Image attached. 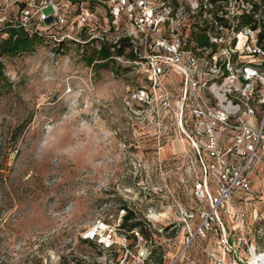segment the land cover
I'll return each instance as SVG.
<instances>
[{
  "label": "rangeland",
  "instance_id": "374dc122",
  "mask_svg": "<svg viewBox=\"0 0 264 264\" xmlns=\"http://www.w3.org/2000/svg\"><path fill=\"white\" fill-rule=\"evenodd\" d=\"M0 16L23 20L15 0H0ZM27 22L48 37L5 61L13 87L0 97V264H42L71 248L92 257L79 234L121 224L125 207L145 220L148 235L157 231L164 264H255L252 251L264 252V164L223 213L230 246L213 223L199 230L201 214L185 220L201 207L193 193L200 167L174 108L161 105V94L181 93L182 75L169 66L151 88L154 101L143 103L137 91H150L151 66L114 59L97 70L84 60L96 41L85 45L76 29L36 15Z\"/></svg>",
  "mask_w": 264,
  "mask_h": 264
},
{
  "label": "built area",
  "instance_id": "2783aa9c",
  "mask_svg": "<svg viewBox=\"0 0 264 264\" xmlns=\"http://www.w3.org/2000/svg\"><path fill=\"white\" fill-rule=\"evenodd\" d=\"M15 1L35 8L24 10L25 25L36 15L76 29L81 42L96 41L97 49L126 43L124 54L114 59L151 66L150 91L147 86L137 91L143 103L154 101L151 88L169 66L182 75L181 93L161 94V105L165 111L174 108L177 132L189 140L200 167L193 183L204 218L199 230L217 221L224 231L221 242L230 246L223 213L239 191L251 189L252 172L264 164V0H43L38 6ZM194 215L188 210L185 220ZM79 235L92 257L63 249L43 257L42 264H158L156 258L165 257L161 242L122 222L95 225Z\"/></svg>",
  "mask_w": 264,
  "mask_h": 264
},
{
  "label": "trees",
  "instance_id": "16d2710c",
  "mask_svg": "<svg viewBox=\"0 0 264 264\" xmlns=\"http://www.w3.org/2000/svg\"><path fill=\"white\" fill-rule=\"evenodd\" d=\"M17 6L21 11L22 15L24 10L29 8L28 1L17 2ZM1 18V16H0ZM48 36L41 32L39 28L32 29L29 28V24H24V21L20 17H10L6 20L0 21V97L11 91L13 85L10 78L6 72V64L5 61L7 59H12L19 56L30 55L36 51V49L44 44L46 38ZM73 41H77L74 40ZM81 42V41H79ZM62 43L63 41H59ZM87 45L88 43H83ZM201 44H205L204 40H201ZM126 43H123L120 48L114 47L109 44H103L100 49L93 48L89 54H87L84 58L87 65L96 68L97 70L108 69L110 67V63L113 62L114 57L122 56L125 51ZM131 59H134L135 56L133 54H128ZM207 209L209 208V204L207 201L203 203ZM126 211V214L122 217V223L124 227H127L128 230L138 229L145 238H152L156 243L158 242V238L155 236L156 232H152V236L148 235L147 231V223L145 220H142L133 208H122ZM194 216H200V212L194 210ZM215 222V221H214ZM214 227L216 229H220L219 235L221 234V228L218 224ZM158 264H164L165 259L162 257H157Z\"/></svg>",
  "mask_w": 264,
  "mask_h": 264
},
{
  "label": "bare ground",
  "instance_id": "6f19581e",
  "mask_svg": "<svg viewBox=\"0 0 264 264\" xmlns=\"http://www.w3.org/2000/svg\"><path fill=\"white\" fill-rule=\"evenodd\" d=\"M232 205H229V211H232ZM253 253V257H252V261L255 264H264V252L261 254L256 253L254 250L252 251Z\"/></svg>",
  "mask_w": 264,
  "mask_h": 264
}]
</instances>
